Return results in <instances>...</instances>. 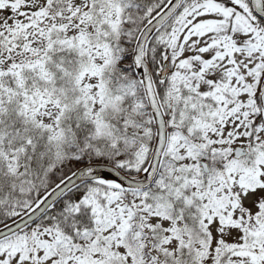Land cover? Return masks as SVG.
I'll return each instance as SVG.
<instances>
[{
	"label": "snow or ice",
	"instance_id": "obj_1",
	"mask_svg": "<svg viewBox=\"0 0 264 264\" xmlns=\"http://www.w3.org/2000/svg\"><path fill=\"white\" fill-rule=\"evenodd\" d=\"M0 264H264V0H0Z\"/></svg>",
	"mask_w": 264,
	"mask_h": 264
}]
</instances>
